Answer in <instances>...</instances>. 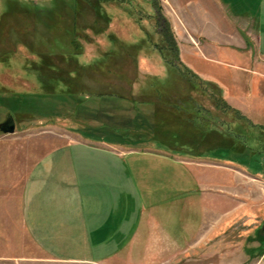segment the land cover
Instances as JSON below:
<instances>
[{
    "label": "rangeland",
    "instance_id": "1",
    "mask_svg": "<svg viewBox=\"0 0 264 264\" xmlns=\"http://www.w3.org/2000/svg\"><path fill=\"white\" fill-rule=\"evenodd\" d=\"M7 1L0 0V123L11 113L16 130L0 129V196L2 190L17 200L28 171L50 150L71 141H99L85 135L137 149L167 147L182 161L175 154L131 159L138 179L132 195L148 206L162 202L163 210L154 213L163 241L155 237L147 258L138 254L130 262L125 254L126 264H264V126L233 107L224 84L202 72L224 73L231 59L220 48L225 45L212 50L217 40L225 44L219 33L227 31L220 23L211 27L210 15L223 11L219 0H154L156 8L152 0H111L101 4L100 13L96 0H83L78 47L66 26L73 29L70 6L63 7L70 19L55 13L52 20L46 13L8 8ZM154 15L169 22L180 60L215 84L225 100L211 88L208 96L200 86L193 91L189 74L166 69L158 51L143 45L141 28L156 30ZM159 39L155 35L148 46ZM195 51L214 60L188 62L183 54ZM145 74L164 77L161 93L158 86L137 82ZM18 93L32 94L30 111L12 107ZM113 93L148 104L136 109L130 100L101 97ZM107 122L130 131L96 130ZM13 225L0 216V264H34L30 259L38 254L28 250L33 242L20 224L15 236Z\"/></svg>",
    "mask_w": 264,
    "mask_h": 264
},
{
    "label": "crops",
    "instance_id": "2",
    "mask_svg": "<svg viewBox=\"0 0 264 264\" xmlns=\"http://www.w3.org/2000/svg\"><path fill=\"white\" fill-rule=\"evenodd\" d=\"M219 3L223 11L210 15L211 27L213 22L220 23L227 31L225 35L219 33L225 36V44L217 40L212 50L225 45L220 48L231 59L225 62L224 73L208 69L202 72L224 84L226 98L233 107L246 111L256 124L264 126V0ZM183 55L196 64L214 60L196 51ZM172 151L167 147L137 149L90 139L71 141L50 150L33 164L17 200L1 190L0 216L11 219L14 225L18 222L31 239L33 245L27 248L38 254L30 259L34 264L43 259L126 264L128 254L130 262L138 254L147 258L155 237L158 243L163 241V232H156L160 217L154 213L162 209V202L148 206L143 198L137 200L132 195V190L138 189V179L131 159L137 154H175V159L182 161L181 154Z\"/></svg>",
    "mask_w": 264,
    "mask_h": 264
},
{
    "label": "trees",
    "instance_id": "3",
    "mask_svg": "<svg viewBox=\"0 0 264 264\" xmlns=\"http://www.w3.org/2000/svg\"><path fill=\"white\" fill-rule=\"evenodd\" d=\"M7 1V0H6ZM83 0H50L49 3L50 5H46L45 8H41L40 5H38L37 3H35L34 1H20V0H8L7 1V7L8 8H12V5H14L13 7H17V8H21L24 12L27 13H35L36 15H41L42 13H46L48 18H51L53 20V15L54 14L56 16V14L60 13V16H66L68 19L71 18V16H69V12H67V10H64L63 7L66 6H70L69 8H71L72 11V18H71V23L73 24L71 27H73V29H71L68 25H66L69 30H71V35H72V40L71 42H73V44L78 47L80 42H79V37L77 36V26H78V20L80 19V14L81 13V8L83 6ZM111 0H96V5L98 7L97 11L100 13L102 12V3H106L109 2ZM118 3H124L125 0H115ZM152 2V6L156 8V2H154V0L151 1ZM155 3V4H154ZM8 11V10H7ZM97 12V13H98ZM56 13V14H55ZM50 15H52V17H50ZM153 15V14H152ZM155 23H156V30H154L153 32L148 30L145 31L143 30V28H141L140 33H142V38H146L147 43L151 42L152 39L155 37V35H158L160 37L158 42H155L156 44L148 46V44L145 42L143 45H147L146 47L148 48V50L150 49L151 52L154 53L155 50L158 51V53L162 56L163 58V62L164 64L167 66L166 69H170L173 72H184L185 74H189L190 75V79H188V82H190V86L189 88H191L193 91L198 90L199 86L202 89V91L205 92V94L208 96L209 95V91L208 89L211 88L212 91L217 92L220 96V100H225L222 96V91L218 90L215 87V84L208 82L206 80H204L202 77L198 76L193 70H191L186 64H184L181 60H180V50H179V46L177 44V42L175 41V38L172 36L173 33L171 31V27L169 25V22L167 21L166 23H163L160 19L159 16H155ZM64 18V17H63ZM55 20V17H54ZM57 20V19H56ZM56 22V21H55ZM74 34V35H73ZM140 35V34H139ZM141 36V35H140ZM110 40L113 41V39H111L109 37ZM156 39V38H155ZM143 41V39H142ZM72 44V45H73ZM139 45V44H137ZM142 47V45H141ZM141 47L137 48V50H139ZM153 47V48H152ZM146 49V48H145ZM143 51V50H142ZM140 52V51H139ZM182 74V73H181ZM147 82V85H150V88H153L154 86H158V91L161 93L162 92V87L163 85H167L165 84V80L164 77L162 76H158V75H153V74H145L141 77H138L137 82ZM141 82V83H142ZM146 85V86H147ZM197 86V88L195 87ZM207 87V88H206ZM17 95V99L16 102L14 104H12V107H15L16 109H19L21 112H28L30 111L31 107L29 105V100L32 97V94H27V93H18L15 94ZM212 96H214L213 94H211ZM210 95V96H211ZM104 96L109 97V98H117V99H127L130 100L131 102L134 103L135 108L138 109V105L141 104V106H143L142 104H148L147 101H142V100H137L131 97H127V96H121L119 94H105V95H101V97ZM102 97V98H104ZM196 100V99H195ZM37 102V101H36ZM223 102V101H220ZM228 105V108L231 109L232 106H230L228 103H226ZM13 108V109H15ZM98 129V131H102L105 132L107 134H118L121 131L126 133H129L130 130H127L128 128H125L123 126H121V124H115V123H111V122H107V123H103L101 126H99V128H96V130ZM132 131V129H131ZM114 132V133H113ZM87 138H92L95 140H100V141H107L110 143H115V144H121L117 141H114V139H104L101 137H92L90 135H85ZM116 136V135H115ZM123 145V144H121ZM135 144H133L134 146Z\"/></svg>",
    "mask_w": 264,
    "mask_h": 264
},
{
    "label": "water",
    "instance_id": "4",
    "mask_svg": "<svg viewBox=\"0 0 264 264\" xmlns=\"http://www.w3.org/2000/svg\"><path fill=\"white\" fill-rule=\"evenodd\" d=\"M0 129L5 133H14L16 130V122L14 116L10 113L6 121L0 123Z\"/></svg>",
    "mask_w": 264,
    "mask_h": 264
}]
</instances>
